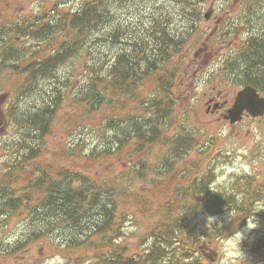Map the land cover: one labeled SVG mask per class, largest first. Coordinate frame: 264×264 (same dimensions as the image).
I'll list each match as a JSON object with an SVG mask.
<instances>
[{"label":"trees","instance_id":"obj_1","mask_svg":"<svg viewBox=\"0 0 264 264\" xmlns=\"http://www.w3.org/2000/svg\"><path fill=\"white\" fill-rule=\"evenodd\" d=\"M113 2L120 4L122 0H93L70 11L58 6L51 14L43 12L34 20L0 24V79L13 78L11 84L0 81V92L7 90L11 94L5 114L8 125H14L18 132L2 155L3 175L9 183L0 182V201L5 203L0 219L25 209L27 212L20 216L33 217L28 242L45 240L57 232V241L64 248L87 245L106 253L112 249L108 264H202L199 243L203 238L193 234L201 232L203 226L197 223L191 227L190 223L200 215L196 211L199 205L192 200L207 194L195 187L196 177L200 175L205 186L214 181L211 170L201 173L208 151L201 158H188L192 161L185 173L188 201L172 207L160 228L150 235L148 249L136 260L126 257L125 228L118 216L117 199L126 193L122 182L116 180L118 192L115 181L107 177L96 179L70 161L82 157L89 164L104 160L107 165L114 161L120 147L126 149L150 141L155 144L160 135L169 131L173 98L178 95L176 86H168L178 73L177 63L170 62L180 54L177 50L181 49V40L185 41L189 32L169 34L154 24L143 31H128L121 21L113 19ZM111 27H115L113 32ZM112 39L116 42L114 50L103 49L102 44L109 45ZM254 50L258 52L259 46L242 60L241 79L251 86L264 87V58L256 61ZM152 81L158 91L152 90L150 98L144 97L147 83ZM138 90L141 93L135 98ZM66 103L74 105L82 117L100 113L104 121L100 119L98 125L81 127L74 133L72 149H79L73 153L70 150V156L67 148L60 150L58 165L39 163L45 153V139L55 131L54 121ZM130 105H139L140 114L131 115L126 109ZM107 108L110 115L104 117ZM72 119L77 116L74 114ZM109 120L117 124L118 130L110 129ZM183 131L175 134L176 141L200 136ZM89 139L96 142L89 145ZM187 155L188 149L181 151L173 164ZM28 165L35 168L33 176ZM168 172L169 169L160 176ZM248 180L243 188L239 185L241 180H236V196L234 190L210 193V199L223 207L217 213L230 211L236 220L241 212L247 215L251 211L261 188ZM231 187H235V181ZM21 194L24 201L19 200ZM37 205L41 208L36 209ZM203 235L208 237L206 232Z\"/></svg>","mask_w":264,"mask_h":264},{"label":"rangeland","instance_id":"obj_2","mask_svg":"<svg viewBox=\"0 0 264 264\" xmlns=\"http://www.w3.org/2000/svg\"><path fill=\"white\" fill-rule=\"evenodd\" d=\"M89 1L91 0H0V24L11 25L13 22L22 21V18L41 17L43 12L49 15L58 6L65 11L78 10L82 4ZM237 1L188 0V6L184 8L181 0H122V3L114 4L111 8L113 18L116 22L121 21L128 31H143L155 22L160 28L166 27L171 34H184L188 31L191 34L188 43H184L181 49L177 50L180 52L178 58L185 56L183 62L174 60L180 71L178 78L168 82L169 87L176 86L178 91V95L173 98L174 112L169 131L160 135V140L155 144L150 141L136 143L126 149L120 147L114 161L107 165H104V160L98 164H89V160L82 157L70 160L75 168L96 179L107 177L115 181L114 186L118 192L119 185L116 180L122 182L126 193L125 196L120 194L117 202L118 216L123 219L125 228L124 246L127 258L136 260L137 255H142L150 245V235L160 228L161 222L172 207L188 201V180L185 179V173L192 164L188 158H201L206 151L207 155H213L218 163L215 179H218L217 184L224 186V190H231V183L234 182V177L238 176L255 175L253 183L264 185V119L246 118L237 125H229L228 121L223 119V114L213 116L207 113L206 107L209 98L218 93L222 102L226 101L227 107H231L235 95L242 88V85H238L240 80L234 79L233 76L236 64L230 62L229 66H224L227 51L236 47L234 28L211 32L214 22H210L211 27H208L203 20V14L211 6V2H214L217 15L225 11L233 16L240 13L239 7L233 6ZM251 1H248L246 14H252L253 17L255 10ZM193 10L200 12V19L194 20L195 29L191 31L192 16L189 17L188 14ZM233 16L230 22H233ZM114 29L112 27L110 31L113 32ZM244 36L245 33L240 34L241 38ZM102 45L106 51H112L107 42ZM76 67L80 69L78 60ZM0 81L11 84L13 78L10 80V77L6 76ZM153 83H147L148 91L144 97L150 98V91L158 89V85L154 87ZM140 93L138 90L135 98H138ZM7 101V98L0 100V156L6 146L2 110L7 106ZM126 109L131 115L141 111L139 105H130ZM74 114L77 116L76 120L72 119ZM109 115L110 109L107 108L104 117ZM100 119L104 121L100 113L90 118L82 117L74 105L66 103L54 121L55 131L45 139V153L39 163L58 165L59 151L64 148V144H70L74 134L67 136L74 128L80 126L77 130L98 125ZM109 124L110 129L118 130L114 121L109 120ZM183 129L188 130L185 133H198L200 136L192 137L191 140L176 141L175 134L184 133ZM94 142L96 140L89 139L88 144L92 145ZM187 149L189 155L173 164L176 155ZM168 169L169 172L161 177L160 175ZM28 170L32 176L35 174L33 166L28 165ZM120 170V175L116 178L115 175ZM248 183V179L241 180L240 188ZM256 200H259V197H256ZM258 207H264V193L247 215L241 212L236 220L232 218L231 212L205 217L204 223L207 227L203 226L201 232L193 234L203 238L199 243L202 264H264V210L255 212ZM12 213L7 219L0 221V264H101L98 262V256L103 252L87 245L69 249L48 238L45 242H27L26 239H20L18 236L22 233L28 234L25 232L26 223L20 216L25 212ZM196 221L203 224V216L200 215ZM224 225L226 230H221L220 226ZM205 232L208 234L207 238L201 236ZM51 237L57 239L58 233H52ZM195 250L196 247L194 252Z\"/></svg>","mask_w":264,"mask_h":264},{"label":"flooded vegetation","instance_id":"obj_3","mask_svg":"<svg viewBox=\"0 0 264 264\" xmlns=\"http://www.w3.org/2000/svg\"><path fill=\"white\" fill-rule=\"evenodd\" d=\"M243 0H238L236 3L233 4L234 7H239L241 9L242 7ZM211 6H214V3H210ZM260 6L257 7L255 12L251 15H247L246 13H236L234 16L228 11L223 12L220 16H218L215 20L214 28L212 29L213 32L217 31H222L223 29H229V28H234L233 31L236 32V47L231 48L229 51H233L236 53V64L240 63V61H237L240 59V56L238 51L240 47L245 45L247 41H250L253 46H259L260 50L255 53L256 57L258 59L264 58V12H259L258 9ZM232 18L233 22H230L229 20ZM212 19V18H211ZM211 19L209 22H211ZM208 23V22H207ZM249 26V27H248ZM251 27H253L251 29ZM246 32L245 38L239 39L238 34L241 32ZM197 57V55L195 56ZM231 57L228 55L227 59ZM229 61V60H227ZM241 64V63H240ZM237 67V65H236ZM239 85V84H238ZM256 91L258 92L260 97L264 98V87L263 84H260L256 87ZM228 104L227 102H222V97L218 93L216 94L215 97H210L209 100L207 101L206 107H207V113L215 116V115H220L224 113L227 110ZM251 119V120H256V119H264V115L260 118H251V117H245V119Z\"/></svg>","mask_w":264,"mask_h":264},{"label":"water","instance_id":"obj_4","mask_svg":"<svg viewBox=\"0 0 264 264\" xmlns=\"http://www.w3.org/2000/svg\"><path fill=\"white\" fill-rule=\"evenodd\" d=\"M208 16L209 14L206 15V18H208ZM263 109L264 99L259 98L253 88L245 87L238 93L233 107L228 110L224 118L233 124L241 119L244 111H247L255 117L262 115Z\"/></svg>","mask_w":264,"mask_h":264},{"label":"clouds","instance_id":"obj_5","mask_svg":"<svg viewBox=\"0 0 264 264\" xmlns=\"http://www.w3.org/2000/svg\"><path fill=\"white\" fill-rule=\"evenodd\" d=\"M261 210H264V207H258V208H256V211H255V212H258V211H261ZM255 212H254V213H255ZM239 239H241V234H240Z\"/></svg>","mask_w":264,"mask_h":264},{"label":"bare ground","instance_id":"obj_6","mask_svg":"<svg viewBox=\"0 0 264 264\" xmlns=\"http://www.w3.org/2000/svg\"><path fill=\"white\" fill-rule=\"evenodd\" d=\"M255 61V60H254ZM253 64V63H252Z\"/></svg>","mask_w":264,"mask_h":264}]
</instances>
